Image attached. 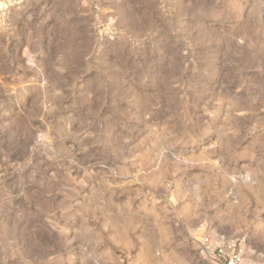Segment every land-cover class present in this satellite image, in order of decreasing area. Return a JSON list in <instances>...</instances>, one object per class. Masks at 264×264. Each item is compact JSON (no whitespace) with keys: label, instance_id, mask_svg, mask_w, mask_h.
<instances>
[{"label":"rangeland","instance_id":"374dc122","mask_svg":"<svg viewBox=\"0 0 264 264\" xmlns=\"http://www.w3.org/2000/svg\"><path fill=\"white\" fill-rule=\"evenodd\" d=\"M264 264V0H0V264Z\"/></svg>","mask_w":264,"mask_h":264},{"label":"built area","instance_id":"2783aa9c","mask_svg":"<svg viewBox=\"0 0 264 264\" xmlns=\"http://www.w3.org/2000/svg\"><path fill=\"white\" fill-rule=\"evenodd\" d=\"M10 1L18 2V0ZM199 249L214 264H241L242 262V247L236 241L222 243L207 235L199 241Z\"/></svg>","mask_w":264,"mask_h":264}]
</instances>
